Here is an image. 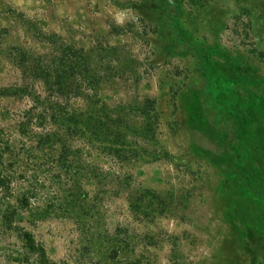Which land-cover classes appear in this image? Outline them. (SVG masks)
<instances>
[{
  "label": "rangeland",
  "instance_id": "374dc122",
  "mask_svg": "<svg viewBox=\"0 0 264 264\" xmlns=\"http://www.w3.org/2000/svg\"><path fill=\"white\" fill-rule=\"evenodd\" d=\"M0 264H264V0H0Z\"/></svg>",
  "mask_w": 264,
  "mask_h": 264
},
{
  "label": "trees",
  "instance_id": "16d2710c",
  "mask_svg": "<svg viewBox=\"0 0 264 264\" xmlns=\"http://www.w3.org/2000/svg\"><path fill=\"white\" fill-rule=\"evenodd\" d=\"M94 115L95 114H93V113L92 114L89 113V116L86 117L84 120L78 121V118H80V117L73 114L67 120H68V123H70V125L73 127V130H76L78 127H80V128H82V130L87 131V129H89V127H90V130L93 133L92 135L94 136V133L96 132V126H94V127L90 126L91 123L97 122V119L92 117Z\"/></svg>",
  "mask_w": 264,
  "mask_h": 264
}]
</instances>
